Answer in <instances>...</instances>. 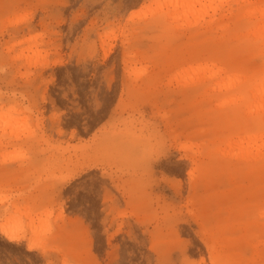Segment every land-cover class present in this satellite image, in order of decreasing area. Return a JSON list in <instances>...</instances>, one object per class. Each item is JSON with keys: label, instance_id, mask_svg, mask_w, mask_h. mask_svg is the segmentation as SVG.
<instances>
[{"label": "rangeland", "instance_id": "374dc122", "mask_svg": "<svg viewBox=\"0 0 264 264\" xmlns=\"http://www.w3.org/2000/svg\"><path fill=\"white\" fill-rule=\"evenodd\" d=\"M10 216L0 264H264V0H0Z\"/></svg>", "mask_w": 264, "mask_h": 264}, {"label": "bare ground", "instance_id": "6f19581e", "mask_svg": "<svg viewBox=\"0 0 264 264\" xmlns=\"http://www.w3.org/2000/svg\"><path fill=\"white\" fill-rule=\"evenodd\" d=\"M173 1H180V0H173ZM109 54V52H106L105 53V55L107 56ZM55 64H57V63H55ZM12 220H13V217H9V218H7V223L5 222V224H2L1 226H0V235L4 238V240L6 241V242H20L21 241V239H20V237L19 236H17V235H15V234H13L12 232H10L11 230H9V228H6V226L7 225H10V223L12 222ZM27 250L28 251H34V244H33V242H29L28 244H27Z\"/></svg>", "mask_w": 264, "mask_h": 264}]
</instances>
